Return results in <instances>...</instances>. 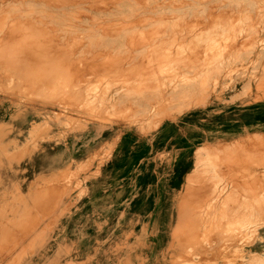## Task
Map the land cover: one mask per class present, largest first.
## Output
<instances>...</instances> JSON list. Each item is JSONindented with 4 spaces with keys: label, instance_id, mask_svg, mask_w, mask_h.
<instances>
[{
    "label": "bare ground",
    "instance_id": "1",
    "mask_svg": "<svg viewBox=\"0 0 264 264\" xmlns=\"http://www.w3.org/2000/svg\"><path fill=\"white\" fill-rule=\"evenodd\" d=\"M255 6H264V0H0V264H77L69 258L71 239L63 242L57 238L58 231L45 233L44 226L50 213L58 212L63 218V209L78 190L85 198L82 206L65 220L86 214L89 221L71 230L79 264H125L122 257L129 261L139 246L147 250L153 245L157 228L152 224L147 231V225L152 210L160 205L158 180L153 178L152 186L143 188L138 178L132 181V186H140L135 194L124 189L126 183L118 186L120 192L109 190L127 167L116 168L113 157L100 161L85 155L99 137L113 132V126L121 128L117 152L133 138L123 133H143L140 125L147 116L161 113V119H172V112L183 113L195 105L197 95L214 91L225 73L196 82L200 74L189 66H202L211 73L236 48L246 45L251 33L243 29L238 43L226 42L217 34L198 44L190 36L201 25L221 28L226 19L248 15ZM124 32V41L114 38ZM84 37L96 45L94 55L79 51ZM132 42H137L136 48ZM253 48H260L264 56V44L254 42ZM199 56L204 62L193 63ZM56 60L68 71L54 73ZM150 71L155 74L149 76ZM140 72L145 74L143 79ZM96 73L101 75L88 85ZM86 74L90 78L75 82V77ZM137 79L144 84L142 92L132 95L129 90ZM67 113L80 114L85 124L77 134L72 130L60 147L53 142L52 132ZM238 143L225 148H237ZM210 146L209 152L222 149L218 143ZM78 151L81 158H74ZM231 161L226 168L244 166L249 174L264 171V163ZM152 162L142 166L147 169ZM95 165L97 175L86 176ZM177 196L187 200L178 201L172 212L176 228L185 231L182 246L189 245L198 254L200 249L218 253L217 262L226 264V250L205 245L211 239L220 243L223 228L240 219L238 234L232 232L233 239L238 238L240 264H264V250L258 252L264 246V202L256 201L258 195L252 194L247 203L230 202L231 196L221 198L202 179L182 186ZM133 207L142 214L137 226L126 215ZM193 215L198 217L192 219ZM146 234L151 245L144 244ZM248 234L253 238L244 242ZM89 240L99 244L96 260L79 251ZM120 241L122 249L112 252L113 243Z\"/></svg>",
    "mask_w": 264,
    "mask_h": 264
},
{
    "label": "rangeland",
    "instance_id": "2",
    "mask_svg": "<svg viewBox=\"0 0 264 264\" xmlns=\"http://www.w3.org/2000/svg\"><path fill=\"white\" fill-rule=\"evenodd\" d=\"M225 23V26L221 28H217V26L209 28L201 25L190 36L191 41L198 44H202L209 38H215L217 34V37L220 34L222 36L220 38L226 42L238 43L243 29V32L251 33L249 42L238 49L236 48V51L229 58L222 60L211 73H206V69L202 66H189V70L195 74H200L196 82H200V78H208L210 74L213 75L216 72L225 73L214 91L208 95L205 93L197 95L198 102L195 105L183 113L172 112L171 114L174 116L172 119H166V117L161 119V113L147 116L140 125L143 133L132 130L123 133L124 135L131 134L133 138L123 146L121 145L117 152H115L119 142L117 134L121 128L113 126V132L105 133L106 136L99 137L95 148L85 155L97 157L100 161L110 160L113 157L116 168L127 167L126 170L122 169L119 172L123 178L119 179L114 188L109 187V190L118 189L120 192L121 189L118 186L126 183L124 189L135 194L134 192L140 187L139 184L142 185L140 188L146 185L151 187L153 178L158 180L160 184L157 191L158 198H161L160 205L152 210L151 220L147 225V231L150 230L152 224L157 228V236L153 245L148 240L147 234L145 235L144 244H150L151 250L150 248L146 250L144 245L139 246L137 255L129 261H126V256L122 257L121 261L125 264H220L217 262L218 253L211 254L208 251L203 253L204 249H200V254H198L189 245L182 246L183 241L181 239L184 237L185 231L176 228L174 215H172L179 203L178 201H187L177 196L182 186L194 185L199 180L205 179L208 180L214 191L222 194L221 198L231 196L230 202L238 200L247 203L251 200L249 197L252 194L258 195L256 201L260 204L264 202V171L257 170L255 173L249 174L244 170V166L226 168L225 165V163H229V160H232L231 163H264V82L262 80L264 56L260 52V48L255 49V51L253 48L254 42L259 45L264 44V32L260 33L264 29V6H255L250 14L234 17V20L228 18ZM169 28L174 29L173 26ZM125 34L126 32L114 36V38L124 39ZM113 42L107 44L112 45ZM136 43L132 42L131 47L136 48ZM95 46L87 42V37H84L80 42L79 51L82 52V55H94ZM56 61L58 66L53 69L54 73L68 71L67 66L62 65L58 60ZM203 62V56H199L193 63L200 64ZM22 67L25 68L23 65ZM154 74L155 71L149 72V76ZM100 75L96 73L88 85L93 84L94 79ZM90 76L86 74L75 77V82L83 78L88 79ZM144 77L145 74L142 75L140 72L139 79ZM143 85L137 79L129 92L132 95H138L142 92L141 87ZM60 86L63 87L65 84H60ZM157 86L158 84L154 85L153 90ZM177 108H172V110ZM185 108L182 107V109ZM79 116L80 114L76 113L66 114L62 125L52 132L54 133V143H58L60 147L65 146L68 139L67 135L72 130L75 131V134L79 133L77 131H80L85 124V121ZM247 138L248 141H241ZM214 142L218 143L222 149L207 151L206 149L211 148L210 144H215ZM236 142L238 143L237 148H225V146ZM72 155L74 158H81L80 151ZM152 160L153 164L149 168L145 169L142 166V164ZM214 163H218L219 166L212 168ZM96 166L90 169L86 176L94 178L97 175ZM137 178L141 183L132 186L131 182L137 181ZM259 186H263V188L257 190ZM84 199V195L79 193V190L76 191L63 209V218L58 217V212L50 213V217L44 226L45 233H49L51 230L58 231L57 238L63 242L66 239H71L67 248L70 254L69 258L70 260H77V264H79V256L71 230H79L86 226L89 221L85 218L86 214L69 221H66L65 217H73V212L81 208ZM191 202V200L188 201V204ZM137 211L133 207L126 212V215L133 219L136 226L139 225L142 217V214ZM94 217L95 214L90 218V222ZM197 217L198 215H193L192 219ZM238 227H241L240 219L232 221L223 228L220 243L211 241V239L205 245L206 247L209 245L220 247L222 251L226 250L228 253L225 257L226 264H240L241 254L239 245H237L238 238L234 240L232 235L233 231L238 234ZM225 230H229V232L223 234ZM65 232L70 236L64 235L62 238ZM253 235H246L244 238L250 237L244 242L251 241ZM204 236L205 234H202V237ZM86 242L79 251H87L86 256L91 260H96L98 256L96 249H98L99 244L90 240ZM109 242L107 241V243ZM155 242L157 244L154 249ZM122 244V241L114 242L112 252L121 250ZM260 248L258 252L264 250V246ZM109 252L110 250H106V253Z\"/></svg>",
    "mask_w": 264,
    "mask_h": 264
}]
</instances>
